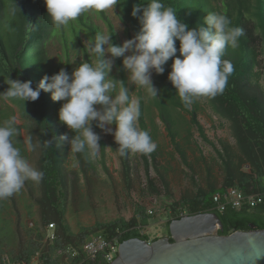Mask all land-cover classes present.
<instances>
[{
    "label": "trees",
    "instance_id": "obj_1",
    "mask_svg": "<svg viewBox=\"0 0 264 264\" xmlns=\"http://www.w3.org/2000/svg\"><path fill=\"white\" fill-rule=\"evenodd\" d=\"M149 2L150 0H118L117 4L113 5L133 35L140 29L138 19L131 15L133 6L146 5ZM161 2L165 7H172L178 18L188 24L189 28L203 25L204 17L210 12L224 14L231 20V26L243 28L244 35L240 37L238 47H227L222 57V59L231 61L234 71L229 76L227 85L221 94L214 97H205L206 99H196L191 107H185L176 94L175 88L161 86L159 89L163 95L167 96V105L187 115L190 118L191 125L200 133L201 126L198 113L201 111V101H205L213 112L226 119L231 124V129L238 141V149L256 174V178L241 179L239 185L233 183L235 176H229L226 186L219 191L212 190L207 194L199 192L193 199L168 204L170 219L166 223L167 232L169 234V225L172 221L180 220L185 216L208 213L216 214L223 224L224 230L219 233L221 236H227L236 231H249V224H254L257 230H264V202L254 209L243 207L241 210L236 211L227 208L223 213L216 211L213 202V195L223 192L228 187H238L247 194L264 191L262 185V179H264V91L260 86L261 81L264 79V67L262 66L264 60V0H161ZM93 13L104 22L109 34L113 35L112 42L118 45L117 36L107 11H93ZM47 15L44 0H0V75L7 80L31 81L32 87L35 89L44 74L52 76L61 69H65L71 74L81 63L95 62L96 57L89 54L88 48L83 43V38L91 43L94 41L96 34L101 31L93 16H90V11L61 28H56ZM72 37L82 52L81 61H76L73 66H71L69 54ZM54 42L59 43L62 49L67 50L68 53L64 58L65 62L57 65V67L52 66L54 61L49 52L50 46ZM176 46L179 49L178 41ZM177 55H179V52H177ZM36 59L37 61H35ZM122 60L123 58L115 60L110 76L124 82L125 87L129 89L131 98H133L131 93L136 96L140 108L137 124L140 130L146 131L149 128V125L145 122L147 121L146 115L150 114L148 111L151 110L147 109L149 103L146 104V100L148 101V96L144 93L143 87H136L128 82V73L123 69ZM171 64L172 61L170 60L165 66L166 70L163 75L167 78L171 71ZM119 87L117 85L115 92L119 91ZM161 96L154 97L158 98L155 103V110L157 111L165 108L159 101ZM154 98L153 100H155ZM14 102L15 99L13 103H9V112L0 111V124L17 114L23 120H30V123L35 127L40 154L37 169L43 172L40 185L44 199L39 203L42 204L43 208L46 206L47 209L53 211V213H50L48 210V216H44L47 219L49 218L46 219L47 223L51 224L50 222L54 221V224H58L63 237L68 239L62 224L63 214L60 209L64 183L62 182V174L58 172V157L67 155L69 145L56 139V137L67 135L60 132V130L63 131L68 128L66 125L62 124L63 127L59 128L61 122L58 113L62 102H54L51 99V93L43 91H41L38 100L35 102ZM21 103L29 107L26 112L21 111ZM3 104L8 105L6 102ZM150 115L153 116V114ZM95 123L93 122V130L101 132V129L97 128ZM17 128L19 135L13 136L12 139L14 144L21 149V155L27 159L26 147L20 135L22 128L19 126ZM202 137L204 138V136ZM170 139L174 141V137ZM45 140L51 141V145L45 147ZM156 140L152 141L156 142ZM100 147L101 155L104 154L105 156L106 146L102 143ZM85 153H79V157L81 168L83 166L86 171L87 167L90 166V162L83 159L82 156ZM129 155H131V152L122 155L124 164H126V161L128 162L127 156ZM147 156H150L151 161L154 162L156 155L140 153L142 161L148 168ZM231 160L229 157V161L232 163ZM229 161L227 163L230 165ZM128 172L127 168L126 173L128 174ZM61 184L62 189L60 188ZM151 187H153L152 183ZM181 210H184V212ZM102 235L107 239L117 238L119 244L131 239L150 241L148 236L142 233L134 219L121 226L109 225ZM159 239L161 238H155L153 242ZM170 242H172L171 239ZM81 260L82 257H79L72 263L105 264L100 259L84 262H81ZM47 263L56 264L48 260Z\"/></svg>",
    "mask_w": 264,
    "mask_h": 264
},
{
    "label": "rangeland",
    "instance_id": "obj_2",
    "mask_svg": "<svg viewBox=\"0 0 264 264\" xmlns=\"http://www.w3.org/2000/svg\"><path fill=\"white\" fill-rule=\"evenodd\" d=\"M106 11L114 27L118 45L132 39L134 35L114 7ZM90 16H93L101 33L109 34L107 26L93 11H90ZM83 43L89 48L90 42L87 39L83 38ZM49 52L54 67L65 62L64 58L68 54L56 42L52 43ZM69 54L71 66L82 59V52L74 38L69 45ZM62 66L64 67L63 64ZM262 66L264 67V60ZM152 80L158 89V95H162L159 101L165 106L163 110H155L158 98L151 97L143 88L148 96L147 109H151L148 112L153 114L148 113L145 122L149 125L146 131L151 139H157L155 150L149 153L156 155L155 161L152 162L151 157L147 156V168L140 153L131 152L132 155L127 156L128 162L124 164L114 137L102 130L95 132L101 137L99 143L106 146L105 156L101 155V149L95 159L88 158L85 153L83 159L90 162L86 171L83 166L81 168L79 153H69L68 147L67 155L58 157V172L62 174L64 183L63 189L62 184L60 186L63 191L60 209L68 239L63 237L56 224L59 241L53 245L47 242L49 218L44 216L49 209L40 204L44 199L42 187L40 181H27L19 192L0 200V262L5 256L15 261H25L40 254L56 264H71V260L61 253L65 248H80L86 241L102 235L107 226H121L133 219L151 243L155 238L169 235L166 223L170 219V210L167 204L181 203L194 198L199 192L207 194L212 190H220L226 186L229 176L236 177L233 181L235 185H239L243 178L256 177L238 149L234 132L226 127L227 123L221 122L205 101H201V111L198 113L199 123L206 130L204 139L191 125L187 115L167 105V96L159 88L170 86L174 89L168 78L153 72ZM7 81L0 75V93L7 90ZM260 86L264 91V79ZM14 99H0V111L9 112V103H13ZM19 101L22 100L15 99V102ZM4 102L8 105H4ZM20 108L24 112L29 109L22 103ZM220 118L222 119L221 116ZM161 124L170 137L161 129ZM62 127L61 123L59 128ZM60 132L69 137L75 134L68 128ZM172 137L174 141L170 139ZM32 154L36 157L35 152ZM125 168H128V174ZM150 211L152 214H149ZM49 212L53 213L52 210Z\"/></svg>",
    "mask_w": 264,
    "mask_h": 264
},
{
    "label": "clouds",
    "instance_id": "obj_3",
    "mask_svg": "<svg viewBox=\"0 0 264 264\" xmlns=\"http://www.w3.org/2000/svg\"><path fill=\"white\" fill-rule=\"evenodd\" d=\"M117 2L44 0L47 16L56 28L67 26L86 12H104ZM131 15L140 25L132 39L118 46L112 42L113 35L98 32L88 48L89 54L96 57L94 63L83 62L71 74L61 69L52 76L45 75L35 89L31 81L9 79L6 82L8 88L0 93V99L35 102L41 91L51 93L54 102H62L59 121L75 133L73 137H56L59 142L69 145V153L86 152L90 159L97 157L101 137L93 130V122L105 134L114 137L121 155L151 153L156 144L147 131L137 126L138 101L131 98L123 81L110 76L115 60L123 58L128 82L143 87L151 97L158 96L153 72L162 75L171 60L168 81L183 105L191 107L196 99L214 97L224 91L234 67L231 61L222 57L227 47H238L244 30L231 26V20L217 12L208 13L203 25L189 28L174 9L165 7L161 0L134 5ZM117 85L119 91L115 92ZM16 125L14 115L0 124V200L19 192L27 181L39 182L43 178V172L34 168L14 144L13 136L19 135ZM24 143L32 149L31 137ZM50 145L51 141H44L45 147Z\"/></svg>",
    "mask_w": 264,
    "mask_h": 264
},
{
    "label": "water",
    "instance_id": "obj_4",
    "mask_svg": "<svg viewBox=\"0 0 264 264\" xmlns=\"http://www.w3.org/2000/svg\"><path fill=\"white\" fill-rule=\"evenodd\" d=\"M248 227L221 236L216 214L185 216L170 223L168 237L123 242L111 264H264V230Z\"/></svg>",
    "mask_w": 264,
    "mask_h": 264
},
{
    "label": "built area",
    "instance_id": "obj_5",
    "mask_svg": "<svg viewBox=\"0 0 264 264\" xmlns=\"http://www.w3.org/2000/svg\"><path fill=\"white\" fill-rule=\"evenodd\" d=\"M256 178V177H255ZM264 187V181H262ZM213 202L216 211L223 213L227 208L236 211L241 210L243 207L254 209L264 202V191L261 193L247 194L238 187H228L223 192H218L213 195ZM152 214V211L149 212ZM46 240L49 244L53 245L59 241L56 233V224L51 223L47 226ZM150 243V242H149ZM119 242L117 238L107 239L103 235H98L86 241L80 248L69 246L61 253L67 256L72 261L82 257L81 262L93 261L100 259L105 264H111L118 256ZM0 264H48L47 260L40 254L30 257L29 260L15 261L5 256L1 259ZM78 264V263H77Z\"/></svg>",
    "mask_w": 264,
    "mask_h": 264
},
{
    "label": "crops",
    "instance_id": "obj_6",
    "mask_svg": "<svg viewBox=\"0 0 264 264\" xmlns=\"http://www.w3.org/2000/svg\"><path fill=\"white\" fill-rule=\"evenodd\" d=\"M213 113L221 120V122H224V123H227L228 124L226 127H230L231 128V124L226 119H223V118L221 119L220 116H218V114H216L215 112H213ZM16 117H17V126H19V127L22 128L20 135L22 137L23 142L25 140H27L28 137H31L32 145H33L32 149L29 150L27 148V146H26L25 143H24V145L26 147V153H27V159H28V161L30 162V164L34 168L37 169V162H38V159H39L40 154H39L38 146H37V137H36V134H35V127L33 126L32 123H30V120H28V119L27 120H23L17 114H16ZM137 126H139V125L137 124ZM200 126H201V134H202L201 136H204V139H205L206 138V135H205V133H206L205 127H203L201 124H200ZM220 127H223V126L220 125ZM161 129L165 132V134L167 136H169L167 134V129L164 127L163 124H161ZM33 152H35L36 157L35 156L33 157V154H32ZM131 155H132V153H131ZM217 191H219V190H217ZM188 199H193V198H188Z\"/></svg>",
    "mask_w": 264,
    "mask_h": 264
},
{
    "label": "flooded vegetation",
    "instance_id": "obj_7",
    "mask_svg": "<svg viewBox=\"0 0 264 264\" xmlns=\"http://www.w3.org/2000/svg\"><path fill=\"white\" fill-rule=\"evenodd\" d=\"M168 237V236H167Z\"/></svg>",
    "mask_w": 264,
    "mask_h": 264
}]
</instances>
